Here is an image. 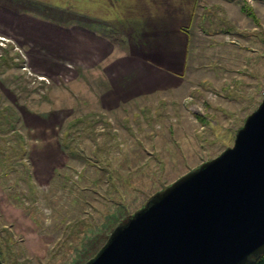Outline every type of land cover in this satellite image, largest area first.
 Returning a JSON list of instances; mask_svg holds the SVG:
<instances>
[{
	"label": "rangeland",
	"instance_id": "obj_1",
	"mask_svg": "<svg viewBox=\"0 0 264 264\" xmlns=\"http://www.w3.org/2000/svg\"><path fill=\"white\" fill-rule=\"evenodd\" d=\"M213 1L177 38V60L155 62L177 74L146 78L176 89L115 95L111 109L79 98L92 77L78 88L61 80L72 57L58 32L0 4L3 264H85L155 193L233 145L264 96V0H245L260 24L241 12L244 0Z\"/></svg>",
	"mask_w": 264,
	"mask_h": 264
},
{
	"label": "water",
	"instance_id": "obj_2",
	"mask_svg": "<svg viewBox=\"0 0 264 264\" xmlns=\"http://www.w3.org/2000/svg\"><path fill=\"white\" fill-rule=\"evenodd\" d=\"M264 254V96L232 146L155 193L85 264H254Z\"/></svg>",
	"mask_w": 264,
	"mask_h": 264
},
{
	"label": "crops",
	"instance_id": "obj_3",
	"mask_svg": "<svg viewBox=\"0 0 264 264\" xmlns=\"http://www.w3.org/2000/svg\"><path fill=\"white\" fill-rule=\"evenodd\" d=\"M203 1L208 4L214 2L0 0V4H7L11 10L0 8L12 18L25 17L32 20L33 24L38 21L45 25L43 27L49 29V32H58L61 41L66 45V57H72L67 60L65 67L61 66L65 68L59 74L61 80L64 83L73 82L78 88L79 84L85 83L84 78L92 77L95 85L92 78H89L93 87L90 90H81L79 98L96 99L102 109H111L116 106L112 99L117 95H120L117 96L120 99H130L147 95L146 92L154 94L176 89H155L154 85L147 83L146 78L153 84L156 76L167 73L173 76L176 73L166 71L163 66H156L155 62L160 57L170 66L177 60L176 52L181 48L177 38L189 34L192 20L198 10L202 9ZM221 1L225 4L236 3V0H216V3ZM33 4H43L47 10L38 12ZM46 11L62 21L58 23L51 21L50 17L44 18L41 13ZM27 47L29 50V42ZM182 49L186 51V46L183 45ZM50 76L53 79V75H48Z\"/></svg>",
	"mask_w": 264,
	"mask_h": 264
},
{
	"label": "trees",
	"instance_id": "obj_4",
	"mask_svg": "<svg viewBox=\"0 0 264 264\" xmlns=\"http://www.w3.org/2000/svg\"><path fill=\"white\" fill-rule=\"evenodd\" d=\"M242 11L249 17V18H251L252 20H254L255 21V23H257V24H260V20H259V18L257 17V15H256V13H255V11H254V9L252 8V6L247 2V1H243L242 2ZM7 50H11V49H6V51L5 52H7ZM18 56V54L17 53H14V59L16 58ZM8 55H6V54H4V55H2V59H4V60H8ZM15 64H19V62H15ZM128 221V220H127ZM127 221H125L124 223H126ZM123 224V223H122ZM264 257V256H263ZM263 260H264V258H263ZM0 264H3V262L1 261V259H0ZM261 264H264V262L263 263H261Z\"/></svg>",
	"mask_w": 264,
	"mask_h": 264
},
{
	"label": "flooded vegetation",
	"instance_id": "obj_5",
	"mask_svg": "<svg viewBox=\"0 0 264 264\" xmlns=\"http://www.w3.org/2000/svg\"><path fill=\"white\" fill-rule=\"evenodd\" d=\"M263 256H264V254L259 255V256H253L252 259L255 260V263L254 264H261V263H263L264 262V260H263L264 257Z\"/></svg>",
	"mask_w": 264,
	"mask_h": 264
},
{
	"label": "built area",
	"instance_id": "obj_6",
	"mask_svg": "<svg viewBox=\"0 0 264 264\" xmlns=\"http://www.w3.org/2000/svg\"><path fill=\"white\" fill-rule=\"evenodd\" d=\"M27 67L25 66V69H26ZM40 78H42L43 80H45V81H47L48 82V80L47 79H45V78H43V77H40Z\"/></svg>",
	"mask_w": 264,
	"mask_h": 264
}]
</instances>
